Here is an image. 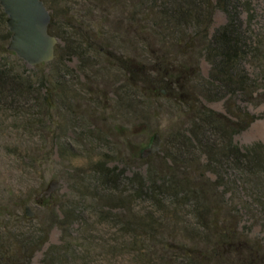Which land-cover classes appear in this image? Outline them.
<instances>
[{"label":"rangeland","instance_id":"1","mask_svg":"<svg viewBox=\"0 0 264 264\" xmlns=\"http://www.w3.org/2000/svg\"><path fill=\"white\" fill-rule=\"evenodd\" d=\"M43 1L64 39L52 61L34 67L9 49L0 6V60L36 81L35 95L0 100V264L18 255L22 264H44L50 245H64L54 251L61 264H200L187 256L189 247L212 251L218 241L225 264L237 259L235 248L250 263L264 264V207L253 204L252 192L239 193L233 173L221 171L220 178L209 170L202 149L196 173L168 157L177 152L176 138L190 136L195 105L180 99V85L164 79L167 68L193 66L192 76L200 77L196 100L229 115L227 99L208 98L198 85L211 71L204 42L180 45L174 29L156 27L167 0ZM247 6L257 53L264 56V0ZM240 11L246 26L248 11ZM207 12L212 34L228 16L220 7ZM203 28L191 22L180 32ZM246 69L263 91L258 69L251 63ZM238 103L259 119L235 142L264 144V101ZM157 132L160 150L144 157ZM137 177L156 183L138 188ZM175 178H187L198 199L160 195L163 181ZM51 179L61 180L62 188L38 199ZM24 204L34 216L25 215Z\"/></svg>","mask_w":264,"mask_h":264},{"label":"trees","instance_id":"2","mask_svg":"<svg viewBox=\"0 0 264 264\" xmlns=\"http://www.w3.org/2000/svg\"><path fill=\"white\" fill-rule=\"evenodd\" d=\"M166 2V5L156 13L158 18V23H155L156 27L163 26L166 29L168 27L174 29V32H176L174 41L180 45H194L199 40L204 42L203 51L211 64V71L209 77L206 79L201 78L203 81L198 85L202 93L208 98L227 99V111L229 113L227 115L212 110L205 105H200L199 99L196 100L192 91H194V87L198 82L196 79L200 77H194L195 75L192 74L194 72L193 66L167 68L163 73L164 79L180 85V99L187 102L192 101L191 103L195 105V120L189 128L190 136L176 138L178 141L176 145L177 152L168 155V157L196 173L199 170L196 152L202 149V154L207 155L209 158L211 167L209 170L218 173L220 178L222 177L221 171L230 175L233 173L231 177L234 178L232 181L236 184L237 191L239 193L252 192L254 195L253 204L257 202L264 207V202H261V199H264V144L259 142L242 148L234 140L236 134L246 130L259 119L258 115L244 110L238 102L242 99L264 101V90H259L256 84L257 80L246 69L248 63L254 64L258 69V77H264V56L257 53V48L260 45L252 28L254 15L251 8L247 6L250 0H216L215 3L213 0H205L207 5L204 7L197 0H167ZM210 7L211 14L212 9L220 7L226 11L228 16L227 22L216 28L212 34L209 31V26L205 23L206 15H208L207 11ZM240 8H245L248 11L249 17L246 26L241 20ZM150 12L152 15L155 14L153 10ZM1 15L5 21L8 20L4 10H2ZM191 22L198 24L201 29L204 27L203 30H198L189 36H183L180 29L186 25L189 26ZM58 30V22H56V17L52 15L49 31L59 39L56 46L57 52L61 48L64 39V36L59 34ZM11 36V31L7 30V38L9 39ZM75 54L80 58L83 57L79 52ZM35 84L36 81L30 76H24L0 60L1 101L12 102L16 101L17 98L35 95ZM107 174L104 173L108 176ZM137 179L138 188L141 187L142 189L146 188L151 181L139 177ZM172 179H174V176ZM239 180L240 184H237ZM151 183L156 182L151 181ZM189 183L187 178L184 181L177 179L168 182L163 181V187H166V189L161 191L160 195L169 194L171 197L185 195L191 201L198 199L195 195L196 187L190 186ZM216 185L221 186L222 184L217 180ZM148 189L152 190L150 187ZM195 203V206L199 205V203ZM202 212L203 209L198 208L200 215ZM61 227L63 228V224H61ZM230 232V229L227 228V233L230 234ZM220 233L224 234L225 232L221 230ZM227 233L225 235H228ZM76 239L75 236L72 237L73 243H76ZM46 241L47 238L43 243ZM64 241L67 240L64 239ZM63 247L64 245H50L44 264H61L60 258L62 256L58 253L55 257L54 251ZM21 251L22 249L19 248V254H21ZM224 251L225 248L221 247L220 241H218L212 251H204L194 246L189 247L187 256L198 259L200 264H225L226 255ZM33 253L34 251L31 252V256ZM235 253L238 255L237 259L230 262V264H252L247 258H243L242 252L238 248H235ZM18 256L13 257V261L8 264H22ZM66 256L68 257V254ZM49 258H53V260L49 261Z\"/></svg>","mask_w":264,"mask_h":264},{"label":"water","instance_id":"3","mask_svg":"<svg viewBox=\"0 0 264 264\" xmlns=\"http://www.w3.org/2000/svg\"><path fill=\"white\" fill-rule=\"evenodd\" d=\"M8 16L7 25L12 33L9 49L30 66L52 61L55 57L58 37L51 34L49 26L52 15L43 0H0ZM161 134L155 133L149 147L143 151L149 157L160 150ZM62 188V181L51 179L38 199H49ZM27 217L34 216L28 204L23 205Z\"/></svg>","mask_w":264,"mask_h":264},{"label":"flooded vegetation","instance_id":"4","mask_svg":"<svg viewBox=\"0 0 264 264\" xmlns=\"http://www.w3.org/2000/svg\"><path fill=\"white\" fill-rule=\"evenodd\" d=\"M41 200H45V199L43 198V199H41Z\"/></svg>","mask_w":264,"mask_h":264}]
</instances>
